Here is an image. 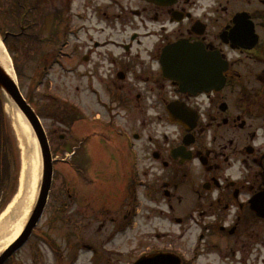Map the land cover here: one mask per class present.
Here are the masks:
<instances>
[{
  "label": "flooded vegetation",
  "instance_id": "1",
  "mask_svg": "<svg viewBox=\"0 0 264 264\" xmlns=\"http://www.w3.org/2000/svg\"><path fill=\"white\" fill-rule=\"evenodd\" d=\"M50 2L54 28L65 11L67 31L78 33L67 73L80 75L97 109L86 117L123 126L131 142L109 176L83 167L52 189L42 214L48 232L32 233L4 264H132L137 234L120 235L134 228L138 186L177 225L153 235V251L179 264H264V216L252 209L264 207V0ZM176 42L190 48L181 52L188 59L209 62L210 87L165 76L160 55Z\"/></svg>",
  "mask_w": 264,
  "mask_h": 264
},
{
  "label": "rangeland",
  "instance_id": "2",
  "mask_svg": "<svg viewBox=\"0 0 264 264\" xmlns=\"http://www.w3.org/2000/svg\"><path fill=\"white\" fill-rule=\"evenodd\" d=\"M10 4L11 3L9 2V0L7 1L0 0V30L4 31L6 29L12 32H17L19 30V27L17 28L16 26V22H18V18H15L17 10L13 9ZM5 8L6 9L8 8V10L5 11L4 10ZM33 40L34 39L30 37H22V36L14 41L10 40V44H12V47L15 50L13 53H11V58L14 59L19 69L20 78H21L20 86L23 94L31 98L35 107L38 108V110L39 109L41 110V121L42 124L44 125V128L46 129V132L48 133V139L50 141L51 151L53 156L57 155L59 156L58 158H65V153L70 151L67 150V148L70 147L75 148L76 145H78L76 143L79 141L80 135H83L86 132H90L94 125L91 126L90 124H83V122L81 123L80 121L76 126L74 125L76 127L75 132H72L71 129L70 131H66L63 129L64 126L60 125L58 120L51 115L53 111L49 109L50 104L52 101H57L59 104L61 103L73 104L78 108H80L81 110H85L86 112L87 109L85 105H87L90 102V99L85 100V94L82 91V81L80 77L74 78L72 76H67L65 74H62L60 69H58V67L56 66L51 67V69H49V72L47 73L48 75L46 77L40 75L43 82L42 84L39 85L37 84L36 81L38 78V74H41L40 72L43 67V61H41V58L45 59L44 54H42L41 52H46V55H48L49 53L51 54V50L53 52L55 49L53 50L54 47L49 45H44V46H40V44L36 46L32 45ZM76 86L79 87L78 91L75 90ZM7 119H8V123L6 122V124L8 129L10 130L11 121L8 113H7ZM101 124L106 126L104 122H101ZM82 128L85 129L81 132ZM96 128L98 130L99 128H101L108 131V128L106 127L96 125ZM4 134H6V132L1 130V135L4 136ZM61 134L64 135V139L60 140L61 142H59L57 136ZM14 135L16 138L15 145L10 146V157L13 158H10L9 161V166L10 169H13L12 175L14 177L11 179L10 182L12 188L10 187L9 190L7 191L8 193L7 197H5V195L3 197V198H7L5 201H2L6 203V206L4 205L5 207L3 206V209L7 208L8 205L12 201H14L17 195V192L19 190L22 167H23V160L21 155V149L19 146V141L15 133ZM114 139L116 140L115 137ZM100 141L102 142L103 146L106 147H104V149L101 150L102 146L98 145V150L100 151L97 154L101 155L111 150L114 157L113 160L111 161L113 163L114 159L117 160L116 158V155L118 154L117 148L110 146L109 149L107 145L108 140L106 139L102 138ZM120 142L121 144H124L123 140H120ZM92 143L95 142L92 141ZM54 169H55L54 170L55 179L53 182V189H56L57 186H63L66 183L64 182L67 180L65 173H68L71 170L67 166L61 164H55ZM39 182H40V178H39ZM39 182H37L38 186H39ZM34 192L36 194V188ZM123 195L124 192L121 186L120 190H117L114 193L113 199L115 201H118V196L121 199ZM146 195L145 193H143L142 196V191L140 190L141 205L139 206V214L135 219L134 228L127 231L125 234L120 235V238H123V237H128L130 234L136 232L137 234L136 247L134 248L135 255H137L142 250H146V248L148 247H155V245H159V243L153 237L141 238L140 233L143 234L142 230L152 231V232H162L163 230L166 229L174 231L177 228L175 225L171 223H167L168 221L164 219V215L161 213V208L151 207V204L148 202ZM7 215L8 214H6L5 218L7 217ZM8 217L6 218V220H8ZM42 222L43 220L40 221L39 224L41 225ZM44 228L45 227H39L38 231L43 232ZM114 243H118L117 237L114 238L113 244ZM134 245H135L134 242H132L128 246V248H132Z\"/></svg>",
  "mask_w": 264,
  "mask_h": 264
},
{
  "label": "bare ground",
  "instance_id": "3",
  "mask_svg": "<svg viewBox=\"0 0 264 264\" xmlns=\"http://www.w3.org/2000/svg\"><path fill=\"white\" fill-rule=\"evenodd\" d=\"M0 62L5 65L8 73L14 77L7 55L0 41ZM9 116L19 141L23 160L22 173L17 195L0 216V251L4 249L20 232L24 220L32 204L35 188L39 180L40 157L38 146L24 116L10 102L6 104ZM7 215L8 220L5 216ZM5 218V220H4Z\"/></svg>",
  "mask_w": 264,
  "mask_h": 264
},
{
  "label": "water",
  "instance_id": "4",
  "mask_svg": "<svg viewBox=\"0 0 264 264\" xmlns=\"http://www.w3.org/2000/svg\"><path fill=\"white\" fill-rule=\"evenodd\" d=\"M175 61H177V58ZM0 90L22 112V114L28 121L29 125L34 131V134L39 142L41 149V156H42V180L35 205L33 206L32 212L28 217V220L24 226V230L21 233V235L11 245H9L8 248H6L3 252L0 253L1 254L0 263H1L3 259L7 257V255L11 251L18 248L21 245V243L26 239L30 230L35 225L36 221L40 216V211L45 202L48 188L50 185L51 162H50V155L48 151L47 142L44 137L38 118L36 117L32 109L23 100L17 88L16 83L14 82L12 77L8 74L6 68L2 65L1 62H0ZM147 259L140 260L136 264H143L147 261H149L147 264H151V262L155 260V258H150L148 260Z\"/></svg>",
  "mask_w": 264,
  "mask_h": 264
},
{
  "label": "trees",
  "instance_id": "5",
  "mask_svg": "<svg viewBox=\"0 0 264 264\" xmlns=\"http://www.w3.org/2000/svg\"><path fill=\"white\" fill-rule=\"evenodd\" d=\"M1 125H4V119L0 107V126ZM4 140L11 146L10 139L8 137H5ZM9 161L10 158L7 156L5 148L3 147V145L2 147L0 145V191L6 187L7 181L11 176Z\"/></svg>",
  "mask_w": 264,
  "mask_h": 264
}]
</instances>
